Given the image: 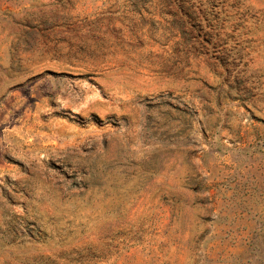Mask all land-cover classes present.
Listing matches in <instances>:
<instances>
[{
    "label": "rangeland",
    "instance_id": "obj_1",
    "mask_svg": "<svg viewBox=\"0 0 264 264\" xmlns=\"http://www.w3.org/2000/svg\"><path fill=\"white\" fill-rule=\"evenodd\" d=\"M0 264H264V0H0Z\"/></svg>",
    "mask_w": 264,
    "mask_h": 264
}]
</instances>
